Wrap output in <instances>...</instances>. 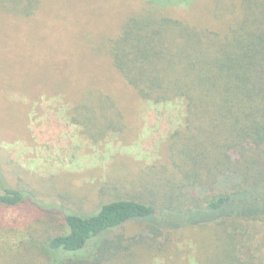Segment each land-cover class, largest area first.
Wrapping results in <instances>:
<instances>
[{
	"label": "trees",
	"instance_id": "obj_1",
	"mask_svg": "<svg viewBox=\"0 0 264 264\" xmlns=\"http://www.w3.org/2000/svg\"><path fill=\"white\" fill-rule=\"evenodd\" d=\"M134 1L58 9L59 27H78L53 48L35 22L60 0H0V69L3 51L39 43L71 51L61 59L85 43L104 52L111 78L54 85L79 99L65 115L92 143L123 134L137 101L176 105L181 116L163 161L119 181L132 191L112 190L89 213L44 204L0 153V264H264L252 249L264 248V0ZM39 218L52 229L43 238L30 227ZM242 224L259 227L256 240L239 234Z\"/></svg>",
	"mask_w": 264,
	"mask_h": 264
},
{
	"label": "rangeland",
	"instance_id": "obj_2",
	"mask_svg": "<svg viewBox=\"0 0 264 264\" xmlns=\"http://www.w3.org/2000/svg\"><path fill=\"white\" fill-rule=\"evenodd\" d=\"M170 1L178 4L175 7L186 9L185 0ZM91 2L89 0L90 6L86 4L85 7L83 0H60L57 5L49 2L35 22V33L42 31L43 35L58 40L53 48H63L66 41L72 43V33L77 30L74 26L78 25L67 21L59 27L54 14L67 7L70 14L90 11ZM132 3L139 4L134 0ZM97 25L106 27L101 20ZM39 44L33 51H13L12 54L3 51L7 66L0 69V153H4L10 162L5 168L19 170L21 182L31 183L44 204L79 214L89 213L99 205L100 199L108 198L112 190L115 194L121 191L119 188L121 192L132 191L128 185L121 186L119 181H126L148 166L163 161L166 139L179 126L181 116L176 105L137 101L133 107L137 114L129 116L130 125L123 134L92 143L85 134H79L81 130L65 115L79 99L67 97L66 90L54 85L69 81L92 84L106 80L107 76L111 78L104 52L97 51L92 43H85L83 52L73 57L68 55L65 60L59 56L71 51L57 53V57L55 51L48 54L50 47ZM47 55L53 58L48 59ZM188 220L192 217L184 219ZM45 222L48 221H33L29 225L38 237L52 233V229L44 226ZM254 229L259 230V227L242 224L238 228L240 235L251 234L252 240L258 233ZM252 249L259 254L264 250ZM185 251L179 254L181 263L191 257L190 252ZM152 264H162V259L158 258Z\"/></svg>",
	"mask_w": 264,
	"mask_h": 264
}]
</instances>
